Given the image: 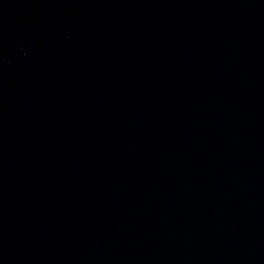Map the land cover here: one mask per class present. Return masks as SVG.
<instances>
[{
    "label": "water",
    "instance_id": "obj_1",
    "mask_svg": "<svg viewBox=\"0 0 264 264\" xmlns=\"http://www.w3.org/2000/svg\"><path fill=\"white\" fill-rule=\"evenodd\" d=\"M0 264H264V0H0Z\"/></svg>",
    "mask_w": 264,
    "mask_h": 264
}]
</instances>
